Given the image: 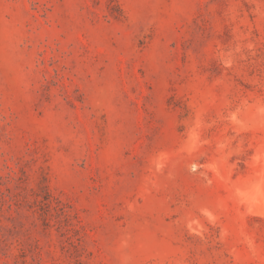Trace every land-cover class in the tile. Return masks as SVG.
<instances>
[{"label": "rangeland", "instance_id": "obj_1", "mask_svg": "<svg viewBox=\"0 0 264 264\" xmlns=\"http://www.w3.org/2000/svg\"><path fill=\"white\" fill-rule=\"evenodd\" d=\"M0 264H264V0H0Z\"/></svg>", "mask_w": 264, "mask_h": 264}, {"label": "bare ground", "instance_id": "obj_2", "mask_svg": "<svg viewBox=\"0 0 264 264\" xmlns=\"http://www.w3.org/2000/svg\"><path fill=\"white\" fill-rule=\"evenodd\" d=\"M250 198V197H249Z\"/></svg>", "mask_w": 264, "mask_h": 264}]
</instances>
